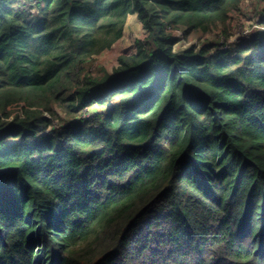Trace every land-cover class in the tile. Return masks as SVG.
<instances>
[{"label":"trees","instance_id":"trees-1","mask_svg":"<svg viewBox=\"0 0 264 264\" xmlns=\"http://www.w3.org/2000/svg\"><path fill=\"white\" fill-rule=\"evenodd\" d=\"M241 2L0 0V264H264V30L176 50Z\"/></svg>","mask_w":264,"mask_h":264},{"label":"rangeland","instance_id":"rangeland-1","mask_svg":"<svg viewBox=\"0 0 264 264\" xmlns=\"http://www.w3.org/2000/svg\"><path fill=\"white\" fill-rule=\"evenodd\" d=\"M247 5L251 7V16L256 18L257 15L261 13V10H264V0H249ZM261 9V10H260ZM255 21V20H254ZM245 22V24L243 23ZM264 22V21H263ZM253 22L250 20L249 24ZM262 23V22H261ZM247 27L249 37L253 31L255 30H264V24H260L255 22L254 25H248V16L246 17L241 12H235L231 16V20L228 24V31L229 35H225L222 32V28L218 27V29H214L212 32L204 35L201 33H194L192 34L187 41H182L180 45L176 46V50L180 51L183 47H189L191 45L195 46H203L206 43L214 47V49H224L228 46L222 47L220 46V37L227 39H231V44H235L239 42L238 35L241 30ZM250 28V29H249ZM177 31L174 32V37L177 36ZM147 36V32L142 29V25L139 20L136 18L135 15H129L126 19V23L123 29V36L120 40H118L110 50L100 54L99 56L95 57L94 62L91 66V69H105L108 73L117 65V57L122 54H132L135 50V41L136 40H144ZM220 36V37H219ZM246 37V38H247ZM219 42V43H218ZM181 48V49H180ZM16 109L15 111H17ZM84 114L82 115L83 118H87L91 112V107L85 108ZM47 117V114H45ZM57 124V122H55Z\"/></svg>","mask_w":264,"mask_h":264},{"label":"built area","instance_id":"built-area-1","mask_svg":"<svg viewBox=\"0 0 264 264\" xmlns=\"http://www.w3.org/2000/svg\"><path fill=\"white\" fill-rule=\"evenodd\" d=\"M261 10V9H260ZM252 21L253 23L252 24H249V21ZM255 20V21H254ZM263 21H264V10H261V13L259 14V15H257L256 16V18L255 17H253V15L251 16V14H249V17H248V25H254L255 24V22H257V23H259L260 22V24H264L263 23ZM262 22V23H261ZM244 24H245V22H243ZM246 25V24H245ZM250 29V28H249ZM178 33H177V38H180L181 37V33H180V31H177ZM237 35H238V40H240V39H243V38H246L247 37V35H248V29H247V27H244V29L243 30H241L239 33H237ZM220 37V36H219ZM220 39H221V41H220V46H222V47H225V46H229V44H231V39H229L228 41H227V39H224V38H222V37H220ZM183 41V40H182ZM180 42V43H183V42ZM180 43H178L177 45H180ZM219 43V42H218ZM233 45V44H232ZM198 47V46H197ZM183 48H186V47H183ZM84 112V111H83ZM84 114V113H83Z\"/></svg>","mask_w":264,"mask_h":264},{"label":"crops","instance_id":"crops-1","mask_svg":"<svg viewBox=\"0 0 264 264\" xmlns=\"http://www.w3.org/2000/svg\"><path fill=\"white\" fill-rule=\"evenodd\" d=\"M249 0H242L240 6H239V13L241 12L243 15H245L246 17H249V14H251V7L247 5V2ZM136 16V15H135Z\"/></svg>","mask_w":264,"mask_h":264}]
</instances>
